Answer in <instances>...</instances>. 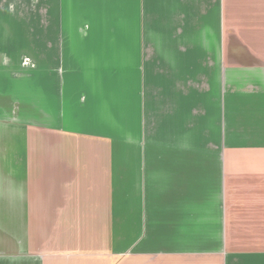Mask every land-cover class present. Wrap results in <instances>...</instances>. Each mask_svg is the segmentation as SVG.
I'll list each match as a JSON object with an SVG mask.
<instances>
[{
  "label": "crops",
  "instance_id": "0c3cea01",
  "mask_svg": "<svg viewBox=\"0 0 264 264\" xmlns=\"http://www.w3.org/2000/svg\"><path fill=\"white\" fill-rule=\"evenodd\" d=\"M261 99L264 0H0V264H226Z\"/></svg>",
  "mask_w": 264,
  "mask_h": 264
},
{
  "label": "rangeland",
  "instance_id": "374dc122",
  "mask_svg": "<svg viewBox=\"0 0 264 264\" xmlns=\"http://www.w3.org/2000/svg\"><path fill=\"white\" fill-rule=\"evenodd\" d=\"M249 88L243 90V88H239L240 95L245 94L244 92H251V90H248ZM231 90L228 89V93H230ZM231 95V94H230ZM262 102H264V99H261ZM252 106V105H250ZM261 106L264 108V103L261 104ZM245 105H243L244 109ZM40 107L38 110H35L34 119L33 122L36 125H41V118H40ZM260 120H256L253 122L252 126L257 128ZM227 126H232L235 128H239L240 131L242 129H247L248 124H243L242 121H239L238 123L234 124L232 121L227 122ZM243 140L241 143H251V140H254L255 137L253 135L246 136V133H241ZM241 138L238 137L236 140L239 141ZM261 138L260 136L257 137ZM228 141L234 142V137L228 135L227 136ZM249 147H254L249 145ZM255 152V151H253ZM247 154H253L252 152L246 151ZM263 175V174H262ZM243 178V177H242ZM246 180V178H243ZM263 180V181H262ZM258 181H261L258 186L261 187L262 192L264 194V176L257 178L253 184L256 185ZM244 200V199H243ZM246 201V200H245ZM243 203V202H242ZM247 206L242 205V207ZM229 209V208H228ZM238 228L236 231L235 229ZM254 228H264V210L257 209L256 212L250 213L248 210H242L240 214H236L232 212V210H228L226 213V232H225V239H226V264H264V247L260 246L257 242L260 239V234H263L264 239V232L261 233L258 232V237H256L257 232H253ZM258 244V245H257ZM238 259L241 261L239 262ZM236 260V261H235ZM258 261V263H255Z\"/></svg>",
  "mask_w": 264,
  "mask_h": 264
}]
</instances>
